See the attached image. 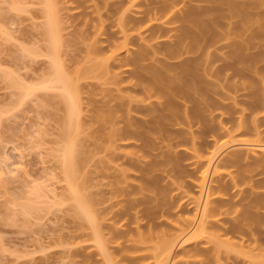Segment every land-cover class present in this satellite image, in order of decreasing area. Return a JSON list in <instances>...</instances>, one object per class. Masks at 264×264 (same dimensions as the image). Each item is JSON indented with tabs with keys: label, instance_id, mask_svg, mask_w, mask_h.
<instances>
[{
	"label": "rangeland",
	"instance_id": "obj_1",
	"mask_svg": "<svg viewBox=\"0 0 264 264\" xmlns=\"http://www.w3.org/2000/svg\"><path fill=\"white\" fill-rule=\"evenodd\" d=\"M40 1L42 0H0V264H156L161 246L176 235L169 258L171 264H264L263 231L262 235L256 236L261 238L257 239L258 243L253 242L247 234L244 235L243 230L234 232L237 234L225 231L221 233V228L228 229L235 221L233 216L237 217V212L233 210L243 211V189L248 187H244L243 180L242 183L234 180L236 184L231 181L233 180L231 177H238V172L241 174L243 163L238 167L227 164L232 152L239 150L243 152L245 147L238 143L231 144L230 138L225 137L226 132L221 130L220 126L218 132L214 129V134L211 131L210 135L205 136L207 141L203 138L206 145L202 138H197L198 134L193 135L192 142L189 140L193 132L200 131V124L192 126V133L185 124L169 125V128L166 127L168 135L171 134L170 130L172 134L187 130L190 137L184 141L182 138L178 139V143L177 138L171 140L154 138L153 148H145L148 151L146 153L139 149L144 138L136 139L124 133L123 128L126 126L124 121L132 117V121L141 122L140 120L144 121L147 117L141 113L131 112L128 118L126 112L117 109L119 98L139 99L141 95L132 92L127 86L131 78L129 75V78L127 77L124 70H131L132 67L127 68L123 65L124 61L122 64L116 63L137 52L141 46L139 44L144 42L142 40L148 32L142 31L143 24L139 34V31L132 30L134 26L130 30L129 27L132 25H127V28L123 24L129 39L126 46L129 52L126 53V50L122 49L111 55L115 45L119 46L122 42L120 33L122 28L119 27L120 24L118 26L117 14H111L110 10L116 8L124 10L129 3H134L130 11L129 9L127 11L132 17H140L138 12H143L149 7L145 4L147 0L54 1V12L58 17V29L61 34L59 59L64 71L77 85L82 111L81 128L79 127L75 146L78 167L75 175L76 187L86 201L88 199L96 217L95 221L97 220L94 227L97 229L93 231V227H90L85 218H79L75 211V203L73 204V199L69 198L71 197L69 188L67 189L68 185L66 186L60 169L61 148L65 146L60 132L66 115L63 104L59 102L60 89L41 88L43 85L40 87L49 73L52 74L51 69L49 70L51 60L49 56L47 57L48 54L46 55L48 42L45 41L42 32L46 23L43 14L45 6ZM249 2L252 3L253 0H243L245 4ZM258 2L256 5L248 4V14H251L252 19L243 27L244 46L253 31L259 28V24L262 23L261 30L264 31V0ZM195 3L204 5L191 0L185 3V6ZM232 19L221 21L222 27L219 21L220 24L215 27V32L219 36L217 43L221 46H228L229 42L237 40L232 35L228 40L224 36L228 27L229 29L233 27L228 24L229 21L234 23L238 20ZM255 20H258V23ZM177 26L178 24L161 27L169 29ZM261 33L255 42H252L253 46H247L248 49L243 46L245 49L243 58L254 56L258 62L263 61L259 59V57L264 59L262 48L264 34ZM172 34L173 31L168 32L158 41L173 43V38L168 39ZM155 44L156 42L152 46ZM212 47L210 52L213 56L210 54V57L224 58L228 51L224 50L226 48L217 50ZM30 52L37 54L33 55ZM102 61L110 65L107 72L92 68L94 64ZM221 63L217 60L213 65L216 64V67ZM121 66L123 68H118ZM243 69L246 70L244 64ZM229 70L226 71L229 72V80L224 81V77L219 81L215 78L210 80L225 88L230 83H233L231 86H235L234 83L236 86L239 85L235 86L236 91H241L237 92L239 95L236 100H245L242 96L239 97L240 93L244 95L249 93L243 89L241 83L243 78ZM244 70L243 76L248 74ZM230 72L235 76L230 75ZM251 73L248 75H253ZM254 76L256 79L259 78L257 74ZM16 80H19L23 92L13 86L12 82ZM29 87L34 89L30 90ZM20 93L22 95H19ZM222 102L228 104L231 100ZM240 106H237L239 110L242 108ZM110 109L113 113L109 115L106 112ZM217 116L221 119L219 114ZM234 117L238 120L239 116ZM212 122L217 130L215 124L218 120L213 117ZM226 126L232 127V124L228 123ZM110 130L111 132L120 130L122 135L115 132L111 134ZM194 139L196 147L193 146ZM233 139L237 141L243 137ZM215 145L223 146L220 148ZM214 146L215 152L220 150L212 159L209 172L212 173L215 166L220 177L217 178L218 173L212 177L213 173H208L205 183L214 179L210 183L212 188L219 187L222 181L228 183L231 181L232 184L229 186L225 183L228 186L227 194L222 195L223 191L220 192L219 189L221 194L216 190L211 196L213 200L218 197L225 200L223 211L218 216L216 214L214 218L208 219L212 223L209 224L214 225L213 228L222 226L218 232L220 235L208 234L209 237L206 235L204 238L203 236L197 238L193 237L192 233L207 184H203L202 188L198 186L199 174L205 165L197 161L194 150L204 159L210 156L209 153L213 152ZM168 150L178 152L180 154L178 157L183 158L179 163L181 165H172L178 166V171L166 165L159 166L161 168L158 167L159 169L151 171L150 174L142 172L152 162L160 165L168 154L175 155V152L170 153ZM143 167L144 169L140 171L139 168ZM145 182L152 184L149 183L147 187ZM219 198L217 200H220ZM23 206L28 208L24 209ZM261 213L264 214L263 211ZM226 219L231 222L226 223L224 221ZM213 228H211L213 232L219 231ZM262 229L264 230V226ZM96 231L100 240L96 236ZM95 239L101 242V248ZM191 248H195L193 249L195 253L191 252ZM188 250L191 253L186 254Z\"/></svg>",
	"mask_w": 264,
	"mask_h": 264
},
{
	"label": "bare ground",
	"instance_id": "obj_2",
	"mask_svg": "<svg viewBox=\"0 0 264 264\" xmlns=\"http://www.w3.org/2000/svg\"><path fill=\"white\" fill-rule=\"evenodd\" d=\"M54 1L55 0L40 1L41 3L43 2V5L45 6V9H43L45 13L43 14L46 17V23L42 32L44 34L45 41L47 40L48 42H46L48 44L46 55L48 54L47 57L49 56V59L51 60V67L49 68V70L51 69L50 71H52V74H50V72L49 76L44 79V82H41L40 87L41 85H43V87L41 88L51 87V89H60L59 94L61 96L59 95V102L63 104V109L65 110L64 113H66L65 119H63L62 132H60V137H62L65 142V146L63 145V148H61L62 159L60 162V169L62 171V174L64 175L63 179L65 178L64 181L66 183V186L68 185L67 189L69 188L68 192L69 196H71L69 198L71 200L73 199V204L75 203L74 206L76 214L79 216V218H85L84 220L88 221V224L90 225V227H93L94 231L97 229L94 228L97 221H95V214L92 211L88 199L86 201L85 197L80 194L76 187L77 185L75 175L77 173L78 167L76 162L77 150L75 146L78 131L80 130L79 127L81 128L80 116L82 111L78 100L77 85L75 81H73V79L67 75L66 71H64L62 63L59 59V48L61 45L59 44L61 42L59 35L61 37V34L59 31L60 29H58V17L56 16V12H54ZM192 1L197 3H204V5H198L195 3L194 5L186 4L187 6H185V3H188L186 2V0H147L145 1V4L149 5V7L143 12H138L141 15L140 17H132L129 15L128 11H130L131 6L135 5L134 3H129L131 4H128L129 7L126 4L127 6L124 10L121 8L123 11L120 8L119 9L121 11L117 8L114 10H110L112 11L111 14H117L118 17L116 15L113 16L117 17L116 20L118 19V26L119 24L122 26H119L120 28H122L120 32L122 35V42L119 46L117 45L118 47L113 44L115 45V47L114 50H112L111 55H114L115 52L122 49L124 51L126 50V53L129 52V50L126 48L129 39L126 31L124 30L123 24H125L126 27L129 24L132 25L131 27H129L130 30L134 26V29L132 30L139 31L138 34L140 33V30L142 28V31L148 32L149 34L144 37L145 39L141 38L144 42L142 44H139L141 46L139 49H137V52L131 53L130 55L127 54L128 56L124 60L121 59V62L118 61V63H116L122 64V61H124L123 65H125L127 68L132 67L131 70H124L125 72H127V77L129 75L131 78L129 79V83H127L129 85L127 86L129 90L141 96L139 97V99L129 97L127 100H123L122 98H119V103L116 105V107L118 110L124 111V113L126 112L128 114V118H130L129 114L131 112L141 113V115L143 114L144 117H147L146 119H144V121H142L143 119L140 120L141 122L132 121L131 117V119H128V121H124L126 126L124 125L125 127L123 128L124 133L127 134L128 137H135L136 139L144 138V140L142 139V143L139 146L140 151H145L144 153L148 152L145 148H153L152 143L154 138L156 139L159 137L162 139L165 138L166 140L177 138V143L178 139L181 140L182 138L184 141L185 138L190 137V135H188L189 129L190 133H192L191 131L193 130L191 128L195 127L196 124L197 126L198 124H200V131L198 133L193 132L191 134V138H189L190 141L192 140L193 135L197 136V134V138H202V140L204 138V140L207 141L205 139V136L209 134V132H213L214 129L216 132H218V128L220 126V129L226 132L225 137L230 138L231 144L238 143V145H240L241 147H245L246 149H244L243 152L239 150L235 153L232 152L231 155H229V164H227V161H225L227 165H237L235 167H238L243 163V170H240V167L238 168L241 174H239L238 172V177H231V179L233 178V180L231 181L232 183H235V181L242 183L243 180V184L245 185L244 187H248L247 189H243V211L242 209L233 210L237 212V217L236 215L233 216V219L235 221L232 222L231 226H228V229H226V227L225 229H223L221 228L222 226H216L217 229L215 227L213 228L214 225H210L212 223L210 220H208L209 218H214V215L216 214L218 216L219 213L223 211L222 206L225 204V200H222L221 197H218L220 200H217L218 198H215V200H213L211 196H213L212 193H214V191L216 192V190H218L219 194H227L228 191L226 190L228 186H226L225 183L228 182H223L222 180H220L222 181L220 184V181H218L217 185H220L217 188L214 186L213 188H215V190H213L212 185H210V183L213 182L214 179L210 180L209 183L206 180L207 182L205 183L207 174L211 173L209 172V168L211 166L212 159L220 150H218L217 148L216 151H218L215 152V148L219 146L221 148V146L223 145H215L216 147L214 146L213 152L211 151L209 153L210 156L204 159L196 152V150H194L197 161L205 165L204 169H202L199 174L200 184L198 186L202 188L203 184L207 185L206 188H204L205 194L202 198L203 201L199 210V215L195 221V228L193 229L194 231L192 234L193 237L196 236L198 238L199 236H203L204 238L208 234H211L210 236H212V234L213 236H217V234L220 235V233H218L220 232V228L221 233L222 231L223 233L224 231L225 233H234L239 231L241 232V230H243L242 233L244 235L247 234V236L251 238L253 242L258 243L257 239L260 237L256 236H258L259 234L262 235V231L264 233V230L262 229V227L264 226V214L261 213V211L264 212V59L259 57V59L263 61L258 62V60L253 58L254 56L243 58V50L248 49L247 46H253L254 43L252 44V42H255L258 34H260L261 32H263L261 34H264V31L261 30L262 23L259 24V28L255 29V32L253 31L252 35L249 36V39H247L244 46L243 27L245 24L250 23L249 21H251L252 19L250 16L251 14H248V4H250L251 2L245 4L243 3V0ZM259 2L258 0H253L252 3L256 5L259 4ZM119 4H121V2H119ZM114 5H118V3H114ZM232 18H234V20L235 18L236 20H238L236 22L234 21V23H232L231 20L229 21L230 23L228 24L233 27L232 29H229L228 27V30L225 31L224 36L228 40L232 35V37L237 40L232 41L234 43L229 42L228 46H221V44L217 43L219 36L215 32V27L218 25L219 21L222 27V22L224 19ZM243 20L245 21V23ZM255 22L258 23V20H255ZM145 23L146 25H144ZM174 24H178V26L169 29L161 27L164 25L169 26ZM171 31H173V34L169 35L168 39L173 38V43L171 41H158L160 37L166 35V33ZM259 37L261 38V36ZM262 38L264 40V37ZM148 41L150 43L151 41H155V46H152L155 42L153 44H150ZM243 46L245 49L243 48ZM211 47L217 50H219L218 48H226L224 50L228 51L224 54V58L210 57V54L211 56H213V54L210 52ZM262 48H264V46H262ZM91 51H93V49ZM35 53L37 54V52H33L32 54L34 55ZM157 56L163 57L159 58ZM170 60H174V62H171ZM217 60H220V62L222 63L215 67L216 64H213ZM104 63L105 62L102 61L94 64L92 68L101 72H107V69L110 65ZM257 63H260L259 65H261L259 68L257 67L259 65L256 66ZM243 64L245 65L246 70L243 69ZM118 68L123 67L121 66ZM229 69L233 70V74L239 76V78H243V80L240 79L242 85L244 86L243 89L248 90L249 93H246L245 95L244 93H240L239 97L242 96L243 98H245V100H236V97H238L239 95L237 94V92H241L240 90L236 91V87H238L239 85L236 86V84L234 83V85L236 86L235 87L231 86L233 83H228L229 85H227L225 88L222 85L220 87L217 82L215 83L210 80V78H215L216 81H219L223 80V77L224 81H226V79L229 80V72H226L227 70L230 71ZM243 70L248 74H250L252 71L251 74L253 75L250 76L246 74L243 76ZM248 71H250V73ZM121 73L125 74L122 71ZM254 73L257 74L259 78L256 79ZM116 74L118 73H115V75ZM50 75H52L51 78ZM230 75H232L231 72ZM235 75L232 76L234 77ZM252 77H254L256 80H254V78ZM18 81L19 80L13 81V86L18 88L20 92H23L24 90H21L19 85L20 83H18ZM258 85L262 86L259 87ZM29 89L33 90L34 88L31 89V87H29ZM234 94L237 95L235 96ZM19 95H22V93H20ZM216 97H218L219 100H231V102L226 104L223 103L222 100L219 101ZM239 105H241L240 107H242L243 109L241 108L239 110V107L237 108V106ZM106 113L110 115V113L112 114L113 111L110 109ZM216 113L219 114V117L221 119H218ZM237 113H239L240 115H236ZM234 115L239 116L238 120L237 117H234ZM213 117L214 119L216 118L218 120V122L215 124L217 126V130L213 127L214 123H211ZM178 123L182 125L185 124L187 127H189L188 131L181 130V133H176L174 130L173 133H175L172 134V130H170V133L172 135H168L167 132L169 133V131L168 129L166 131V127L168 126L167 128H169L170 126H172V124L178 125ZM222 123L224 124V126H226V124L228 123H231L232 127H224L222 126ZM227 128L231 131L229 132ZM182 131H184V133H182ZM114 132L115 131H112L111 134L121 133L122 135V132L120 130L118 131L119 133ZM232 132H234V134ZM214 133L215 132H213V134ZM230 133H232L233 135ZM124 137H126V135H124ZM239 137H243V139H239L237 141L236 139H233ZM244 137H247L248 140ZM195 139L193 140V143H195L193 144L194 147H196L197 144L195 142ZM204 140L202 142L205 143ZM183 141L179 142L183 143ZM230 142L226 143L229 144ZM205 144L207 145V143ZM170 145L174 146V144ZM175 145L177 146V144ZM172 146L171 148H173ZM198 146L202 147L203 145ZM168 151H170V153L175 152V155L172 154L173 156H169L168 154L165 157V160L163 159L164 161L160 165H157V162H152V164H150V162V165L145 169L144 167L139 168L140 171L144 169V171H142L143 173L147 174L149 172L150 174L151 171H155L161 167H166V165L171 167L172 169L174 168L177 170L178 166L172 167V165H181L179 163L183 158H179L178 156L180 154L176 151ZM164 155H166V153ZM136 160L138 161V159ZM217 171L218 170H216L214 166L212 172L213 174L211 173V177L217 175ZM219 177L220 174L218 173L217 178ZM145 183L148 187V184L150 182H148V184L147 182ZM230 183H228L229 186ZM219 189L220 192H223L220 193ZM211 190L213 192H211ZM25 207L27 206H23L22 208L25 209ZM228 213L226 212V214ZM196 215L197 213L195 214V216ZM233 219H231V221H233ZM224 221H226V223L231 222L227 219ZM236 222H238V224H233ZM211 228L219 231H214V233ZM95 233L98 240H100L97 231ZM95 233L94 238L96 237ZM176 238L177 235L161 246L156 264H171L169 258L172 254L173 247L175 245L174 241ZM96 239L95 242L98 241ZM97 243H100L101 245L100 241H98ZM101 247L102 245L100 246V248ZM191 249V252L195 253L193 252V249L195 248ZM190 250H188L186 254L191 253ZM199 252L201 253V251ZM217 252H220L219 246L217 247Z\"/></svg>",
	"mask_w": 264,
	"mask_h": 264
}]
</instances>
